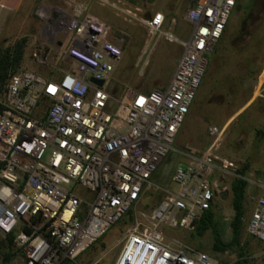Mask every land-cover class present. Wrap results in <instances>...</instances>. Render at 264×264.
Masks as SVG:
<instances>
[{
	"label": "built area",
	"instance_id": "built-area-1",
	"mask_svg": "<svg viewBox=\"0 0 264 264\" xmlns=\"http://www.w3.org/2000/svg\"><path fill=\"white\" fill-rule=\"evenodd\" d=\"M136 19L111 0H90ZM238 0H190L185 39L165 29L155 13L142 24L154 43L163 39L181 48L164 88L124 89L114 98L109 77L122 51L109 41L110 27L86 5L40 8L42 34L63 48L69 71L43 77L20 69L6 85L0 105V233L15 234L21 254L10 264H60L75 261L135 207L173 144L203 81L208 59ZM61 43V46H58ZM34 61L53 67L43 49ZM104 81L99 87L89 80ZM223 129L208 126L209 149L172 174L173 188L148 217L143 232L134 228L115 264H217L205 253L172 247L161 228L192 232L213 203L217 183L232 164L217 162L212 151ZM245 226L264 247V179Z\"/></svg>",
	"mask_w": 264,
	"mask_h": 264
},
{
	"label": "rangeland",
	"instance_id": "rangeland-1",
	"mask_svg": "<svg viewBox=\"0 0 264 264\" xmlns=\"http://www.w3.org/2000/svg\"><path fill=\"white\" fill-rule=\"evenodd\" d=\"M111 1L117 2L119 8L131 12L136 16V19L109 7H102L90 0H6L0 5V46H8L19 39L26 38L28 44L21 69L34 71L43 77H59L61 71L71 69L70 64L63 58V48L50 44L42 34L44 23L38 18L37 13L40 8L49 10L83 4L87 6L91 14L96 15L93 12V9H96L99 15L96 16L101 17V20L110 27L109 41L120 47L122 51V57L109 77L107 89L122 87L123 93L126 88L140 92L164 88L175 69L181 48L175 44L167 43L163 39L154 43V39L151 40V34L141 21L149 19L157 13V10H172L175 15H172L171 18L165 16V29H170L177 37L185 39L191 33V25L184 19L190 0ZM252 1H237L226 26L225 36L219 45L215 63L210 69L212 77L207 81V84L198 89V99L189 120L174 141V152L160 164L153 176V187L145 191L135 207L130 208L133 222L129 219L130 215L126 213L100 240L80 255L77 264H115L126 244L128 231L136 228L137 232L143 233L149 227V214L161 202L164 191L173 188L171 178L174 168L179 164H186L178 152H182V140H185L189 134L190 121L194 118L204 121V134L210 145L213 137L208 135L207 127L215 126L221 129L220 123L229 118L236 104L238 106L242 103L243 96L251 95L256 105L248 108L247 117L241 121H238L237 115H235L232 124L223 131L216 149L212 151L218 163L232 164L223 177L219 173L216 174L214 180L217 183V188L212 203L216 214L225 225L224 239L230 238L228 224L233 216L230 182L235 177L236 169L241 168L245 162L248 161L251 168H254L256 163L262 159L255 153L254 139L256 130H264L260 127L264 123V0H258L253 9V15L258 13L262 20L256 24L253 41L249 45V48L258 51L259 58L249 69L244 66V55L240 57L235 50V48L241 47L244 41L238 40L233 43L246 10ZM38 49H43L45 55L55 57L56 64L53 67L37 64L33 59V54ZM206 69H208V65ZM245 76L243 82L238 84L239 78ZM222 89L225 92L238 89L240 98L235 99L227 107L220 99ZM240 125L244 130L238 128ZM245 127L248 128L245 129ZM260 174L250 168L245 174V180L248 182L246 223L258 196L257 183L261 181ZM158 196L161 197L160 201H158ZM161 231L165 241L172 247H182L205 253L217 264H231L235 260L233 254L211 257L209 235L204 236L201 240L193 241L190 232L187 231L170 229L166 226H163ZM248 240L251 246V256L247 264H264V247L254 238H250L244 228L243 241Z\"/></svg>",
	"mask_w": 264,
	"mask_h": 264
},
{
	"label": "trees",
	"instance_id": "trees-1",
	"mask_svg": "<svg viewBox=\"0 0 264 264\" xmlns=\"http://www.w3.org/2000/svg\"><path fill=\"white\" fill-rule=\"evenodd\" d=\"M6 0H0V5H2ZM258 0H253L249 8H247L244 18L242 19L241 26L237 37L233 43L238 40H243L241 47L235 48L237 53L243 58V63L245 68L251 67L256 60L259 58V53L257 50L249 48L250 43L253 41V33L256 29V24L261 22L262 17L256 13L253 15V9L256 6ZM226 29V28H225ZM225 36V30L218 40L216 47L208 59V69L204 75L203 81L200 85L203 86L207 84V81L212 77L210 69L215 63V58L219 50V45L222 39ZM28 41L26 38L19 39L14 43L8 46H0V101L3 98V93L5 90V85L8 79L19 72L23 66L25 51ZM259 44V42H258ZM245 53V54H244ZM247 76V75H246ZM245 77H240L238 84L243 82ZM199 87V88H200ZM123 88H113L110 89V93L114 98H118L122 93ZM239 96L238 89L235 90H226L222 89L220 95L221 101H223L225 106L231 105L232 102L237 100ZM251 95L243 96L242 103L238 106L236 104L235 108L231 112L230 116L238 111L243 105H245L250 99ZM256 103L253 102L249 108L255 106ZM3 107L0 105V113L2 112ZM249 109L244 110L237 116V120L241 121L247 116ZM229 116V117H230ZM246 124V123H245ZM244 124V125H245ZM238 128L244 130L242 125ZM248 127H245V129ZM264 130H256V138L263 134ZM249 162H245L244 165L236 169L235 177L232 178L230 182V191H231V207L233 211L232 219L230 220L228 226L230 229V238L228 240L224 239V230L225 225L221 221L220 217L216 214L213 204L210 207L203 211L199 219L195 222L194 229L190 233V237L193 241L201 240L204 236L209 235L210 239V256L214 257L216 255L223 254H233L235 260L231 264H247L249 257L251 256V246L250 241H243V231L246 226V190L248 187V182L245 180V174L249 170ZM161 197L158 196V201ZM127 214L130 215V221L133 222L132 211L129 209ZM252 238V237H250ZM197 251V250H196ZM21 254V250L18 249L15 245V234L3 235L0 233V264H10L15 258ZM80 257V256H79ZM78 257V258H79ZM77 258V259H78ZM77 259L75 261H62L60 264H77Z\"/></svg>",
	"mask_w": 264,
	"mask_h": 264
},
{
	"label": "crops",
	"instance_id": "crops-1",
	"mask_svg": "<svg viewBox=\"0 0 264 264\" xmlns=\"http://www.w3.org/2000/svg\"><path fill=\"white\" fill-rule=\"evenodd\" d=\"M93 12L99 16L97 14L96 9H93ZM157 12L162 13L165 16L168 17H172V15H175V13L172 10H157ZM101 19V17H99ZM198 96L196 94L194 102L188 112V114L185 117V120L180 128V130L178 131L176 138L178 136V134L180 133L181 129L183 126H185L186 122H188L189 120V116L191 115V112L197 102ZM253 103V99L250 97V99L248 100V102L243 105L240 109H238L237 112H235L233 115H231L229 118H227L224 122L220 123V127H222L221 129L225 130L226 128H228L230 126V124H232V120L235 117V115H239L242 111L246 110L249 108V106H251V104ZM204 121H202L201 119H196L194 118L192 121H190V127H189V134L188 136L185 138V140H182V152L183 153H187L188 155L191 156H197L205 151H207L210 147V145L208 144V139L206 137V135L204 134ZM264 129V123L261 124V126ZM203 136V138H201ZM175 138V139H176ZM254 144H255V153L257 154V156L262 157L261 161L259 163H256L254 168H251L250 165V169H252V171H255L257 173H261L260 174V179L263 180L264 179V133L259 135L257 138L255 137L254 139ZM184 161H186V164H188L189 159H187L186 157L182 156ZM185 164V165H186ZM246 210H247V206H246ZM248 212V211H247ZM247 214V213H246Z\"/></svg>",
	"mask_w": 264,
	"mask_h": 264
},
{
	"label": "water",
	"instance_id": "water-1",
	"mask_svg": "<svg viewBox=\"0 0 264 264\" xmlns=\"http://www.w3.org/2000/svg\"><path fill=\"white\" fill-rule=\"evenodd\" d=\"M50 44H51V41H50ZM58 46L60 47L61 46V43H58ZM92 84H95L99 87H101L103 84H104V81H96L94 80L93 78H90L89 80Z\"/></svg>",
	"mask_w": 264,
	"mask_h": 264
}]
</instances>
